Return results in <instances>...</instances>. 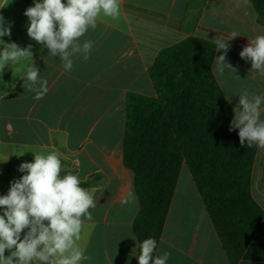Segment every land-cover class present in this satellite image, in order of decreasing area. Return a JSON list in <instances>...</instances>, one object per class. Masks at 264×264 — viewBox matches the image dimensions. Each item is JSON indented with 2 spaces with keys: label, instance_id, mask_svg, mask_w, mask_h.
Here are the masks:
<instances>
[{
  "label": "crops",
  "instance_id": "obj_1",
  "mask_svg": "<svg viewBox=\"0 0 264 264\" xmlns=\"http://www.w3.org/2000/svg\"><path fill=\"white\" fill-rule=\"evenodd\" d=\"M7 1L0 0V12ZM120 7L118 17L99 15L96 28L82 38L94 41L91 57L87 62L74 58L71 73L63 70L58 56H47L48 50L31 40L35 65L49 82L42 99H34V93L22 87L30 59L0 94L1 149L32 156L58 152L63 171L83 181L99 176L84 187L94 193L97 206L92 219L84 220L76 242L91 257L81 264H137L131 256L136 246L131 222L138 201L132 173L122 162L125 96H154L148 67L160 49L186 37L228 40L236 32L239 36L228 41L227 61L238 69L239 78L227 71L222 76L215 72V57L223 50L214 54L212 74L224 97L232 95V112L238 93H264V75L250 72L251 62L239 56L248 39L264 34L248 0H120ZM129 192L135 199L125 203ZM250 192L264 211V149L258 147ZM158 245L157 252H171L167 264H230L184 164ZM237 264H264V229L252 238Z\"/></svg>",
  "mask_w": 264,
  "mask_h": 264
},
{
  "label": "trees",
  "instance_id": "obj_2",
  "mask_svg": "<svg viewBox=\"0 0 264 264\" xmlns=\"http://www.w3.org/2000/svg\"><path fill=\"white\" fill-rule=\"evenodd\" d=\"M248 1L264 25V0ZM214 54L215 44L198 37L157 52L148 67L154 96H125L122 162L138 201L131 222L137 243L158 242L184 164L229 263L237 264L264 229V211L250 192L257 147L241 146L238 130L229 131L233 112L211 71Z\"/></svg>",
  "mask_w": 264,
  "mask_h": 264
},
{
  "label": "clouds",
  "instance_id": "obj_3",
  "mask_svg": "<svg viewBox=\"0 0 264 264\" xmlns=\"http://www.w3.org/2000/svg\"><path fill=\"white\" fill-rule=\"evenodd\" d=\"M101 13L118 17L120 0H66V3L32 0V6L23 14L28 19V37L41 49H47V56H58L63 70L71 73L75 69L74 58L79 57L84 62L90 59L94 41L82 38L96 28ZM13 24L0 14V38L11 39ZM237 36L239 34L233 32L228 40L212 39L215 52L223 50L215 57V72L221 76L226 71L234 75L238 71L227 61L228 41ZM248 40L239 56L251 62L250 72L259 71L264 75V34ZM32 48V44L22 48L14 41L0 39V73L21 59H30L31 64L21 77L22 87L40 100L48 93L49 82L35 65ZM238 95L229 131L238 130L241 146L264 149V93L250 94L245 90ZM231 96L225 95L228 103ZM33 157L32 162L18 166L23 175L10 181L7 194L0 195V264H81L90 260L76 242L84 220L92 219L97 206L94 193L81 186L84 181L77 174L64 172L62 175L60 153H33ZM134 199V193L129 192L124 202ZM158 248L157 240L149 237L139 243L136 241L131 256L138 264H167L171 252H157Z\"/></svg>",
  "mask_w": 264,
  "mask_h": 264
},
{
  "label": "rangeland",
  "instance_id": "obj_4",
  "mask_svg": "<svg viewBox=\"0 0 264 264\" xmlns=\"http://www.w3.org/2000/svg\"><path fill=\"white\" fill-rule=\"evenodd\" d=\"M32 6V0H8L0 14L3 15L6 21L14 22L11 29V37L16 38V43L22 48L33 42L27 35L26 24L27 17L23 14L25 9ZM8 15L12 18L8 19ZM5 42H11L9 37L5 36ZM27 64V60L21 59L16 64L11 65L10 68H5L0 73V94L8 89L16 76L22 71ZM34 157L22 153L18 150H5L0 148V195H5L10 187V181L20 178L23 173L18 171V166L23 162H32ZM7 256V254H5Z\"/></svg>",
  "mask_w": 264,
  "mask_h": 264
}]
</instances>
